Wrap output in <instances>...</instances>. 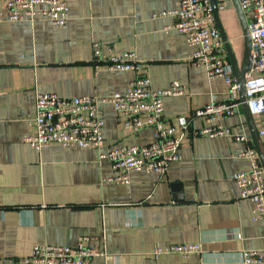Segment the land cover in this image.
Listing matches in <instances>:
<instances>
[{
  "label": "crops",
  "instance_id": "crops-1",
  "mask_svg": "<svg viewBox=\"0 0 264 264\" xmlns=\"http://www.w3.org/2000/svg\"><path fill=\"white\" fill-rule=\"evenodd\" d=\"M68 2L70 18L62 26L43 17L0 21V259L27 256L37 243L74 245L89 235L92 247L104 252L92 264H243L241 250L263 245L264 223L253 220L254 204L240 197L234 180L250 167L239 152L255 143L242 108L220 122L233 133H247L249 142L193 135L206 125L193 112L226 100L229 87L190 60L183 33L166 29L176 18L161 12L181 0ZM220 18L241 62L244 32L233 0ZM95 43L104 53L135 50L154 88L183 84L184 94L164 98L165 117L177 134V118H190L182 158L165 174L132 171L128 185L105 182L116 171L99 149L53 144L38 150L25 141L35 132L37 88L64 97L107 96L135 79L133 71L96 73ZM101 107L103 150L151 141L152 127L135 133L112 104ZM183 242L200 243L202 252L153 256L156 246Z\"/></svg>",
  "mask_w": 264,
  "mask_h": 264
},
{
  "label": "built area",
  "instance_id": "built-area-1",
  "mask_svg": "<svg viewBox=\"0 0 264 264\" xmlns=\"http://www.w3.org/2000/svg\"><path fill=\"white\" fill-rule=\"evenodd\" d=\"M228 0L219 3V10L225 8ZM245 12L252 44L253 61L248 72L245 92L251 113L259 119V134L264 143V0H239ZM249 11V14L247 13ZM162 15L176 18L173 26L183 33L191 48L190 60L196 66L207 68L211 78H223L229 87V97L213 102L193 112V117L206 121V125L193 130V135L209 137L230 136L237 141L249 142L247 133H233L220 119L234 115L241 108L238 85L233 77L231 63L225 42L218 28L212 0H181L175 9L165 10ZM48 18L53 24L65 25L70 18L68 0H5L0 2V21H35ZM94 69L133 71L135 79L121 92L107 96L64 97L55 92H35V132L25 141L40 150L53 144L64 148H97L101 158L111 161L114 174L103 181L116 184H130V172L145 171L165 174L172 162L182 158V140L189 130L190 118H177L182 133L177 134L173 124L165 117L164 98L185 93L183 84L176 80L168 88L153 87L145 63L135 50L108 53L94 45ZM101 103L114 106L126 129L135 133L146 127L153 128L152 139L145 144L130 143L110 147L106 150L104 127L105 116ZM239 156L250 162L248 170L234 174L240 197L250 199L254 204L253 220L264 223V168L256 147L248 144ZM261 248L243 249L240 261L243 264H264V230ZM93 238L79 236L76 244L64 245L41 242L34 245L32 252L23 257L0 259V264H92L95 256L104 252L92 247ZM202 252L198 242H183L156 246L153 256L179 254L189 257Z\"/></svg>",
  "mask_w": 264,
  "mask_h": 264
},
{
  "label": "water",
  "instance_id": "water-1",
  "mask_svg": "<svg viewBox=\"0 0 264 264\" xmlns=\"http://www.w3.org/2000/svg\"><path fill=\"white\" fill-rule=\"evenodd\" d=\"M221 2L222 0H212L216 22L221 32L222 38L225 42L227 55L229 56L231 63L233 77L238 85L241 108L246 116L255 143V147L259 153L262 166L264 168V143L262 137L259 134V128L256 119L254 115L251 113L249 105L247 103V97L245 92V83H246L247 75L252 67V61H253L252 44L249 34V24L245 12L241 8L239 0H233L239 20L243 27L244 40H245L243 58L242 61L239 62L233 44L230 41L220 18L219 3Z\"/></svg>",
  "mask_w": 264,
  "mask_h": 264
}]
</instances>
